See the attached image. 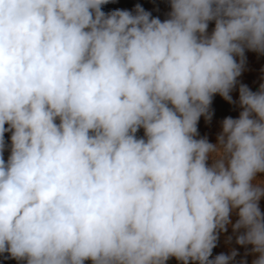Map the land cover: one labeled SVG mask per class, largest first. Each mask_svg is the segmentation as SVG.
<instances>
[{"label":"clouds","instance_id":"1","mask_svg":"<svg viewBox=\"0 0 264 264\" xmlns=\"http://www.w3.org/2000/svg\"><path fill=\"white\" fill-rule=\"evenodd\" d=\"M109 2L0 0V255L232 264L210 259L231 225L264 264V83L198 138L246 50L264 55V0H169L164 20Z\"/></svg>","mask_w":264,"mask_h":264},{"label":"rangeland","instance_id":"2","mask_svg":"<svg viewBox=\"0 0 264 264\" xmlns=\"http://www.w3.org/2000/svg\"><path fill=\"white\" fill-rule=\"evenodd\" d=\"M139 4L146 11L150 12L153 17H159L161 20L167 18V14L170 11L169 0H112L106 5L102 6V10L105 13L111 12L116 9H126V10H134L135 6ZM214 28V22L209 23V32ZM246 62L242 71V74L237 78L238 83L247 85L249 88H252L256 85H259L264 82V55L248 51L245 52ZM238 59V58H237ZM234 101H239V95L234 97ZM232 118H238L239 113L236 110V105L232 103ZM217 115L219 112L217 111ZM199 128V126H198ZM200 134V130L198 129ZM138 136H143V130L141 129L138 133ZM6 139L10 138V133L5 134ZM218 136V135H217ZM211 143L217 142V137L209 141ZM8 153H5V158H7ZM211 162V161H209ZM258 179L264 180V174H258ZM261 212L264 213V198L260 201ZM232 222L235 223L238 217L235 213L231 215ZM243 231V230H241ZM236 235L238 233H233L231 225L228 226L226 232H222L219 234V238L216 244V247L212 250V255L210 259H214L215 256L224 253L230 254V252L235 249L238 253L235 260L232 264H239L242 259L247 260V264H252V261L256 258L255 255L249 254L245 255L246 252H250L251 246H241L236 243ZM229 237L231 240L229 241ZM0 264H18V262L14 259L7 258V254L0 255ZM86 264H91L90 261H87Z\"/></svg>","mask_w":264,"mask_h":264},{"label":"crops","instance_id":"3","mask_svg":"<svg viewBox=\"0 0 264 264\" xmlns=\"http://www.w3.org/2000/svg\"><path fill=\"white\" fill-rule=\"evenodd\" d=\"M239 85L240 83H238L237 86L231 91L230 95L236 105V110L241 112L242 109L240 108L239 103L234 101V97L239 95ZM210 111L212 112L210 120H206L204 116H201L198 122V129L200 130L198 138L206 137L209 141L215 139V137H217V135H219L222 131L221 125L224 118L232 117V103H229L222 96L216 94L213 97ZM217 111L219 112V115H217Z\"/></svg>","mask_w":264,"mask_h":264},{"label":"built area","instance_id":"4","mask_svg":"<svg viewBox=\"0 0 264 264\" xmlns=\"http://www.w3.org/2000/svg\"><path fill=\"white\" fill-rule=\"evenodd\" d=\"M263 83H264V82H263ZM259 86H260V84L254 86V87H252V88H249V89H251L252 91H257V90L259 89ZM167 264H179V262H178L175 258H171V259L167 262Z\"/></svg>","mask_w":264,"mask_h":264}]
</instances>
